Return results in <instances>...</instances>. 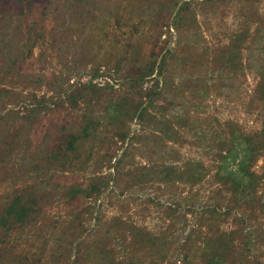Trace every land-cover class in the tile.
Listing matches in <instances>:
<instances>
[{"label": "rangeland", "instance_id": "1", "mask_svg": "<svg viewBox=\"0 0 264 264\" xmlns=\"http://www.w3.org/2000/svg\"><path fill=\"white\" fill-rule=\"evenodd\" d=\"M20 194L0 264H264V0H0Z\"/></svg>", "mask_w": 264, "mask_h": 264}, {"label": "trees", "instance_id": "2", "mask_svg": "<svg viewBox=\"0 0 264 264\" xmlns=\"http://www.w3.org/2000/svg\"><path fill=\"white\" fill-rule=\"evenodd\" d=\"M246 172L245 168L243 167ZM239 183L238 181H236ZM37 198L25 199V195H18L5 210L0 212V226L9 229L15 224H25L33 219L37 214ZM219 254L212 253L208 263L210 264H222L219 259ZM207 263V264H208Z\"/></svg>", "mask_w": 264, "mask_h": 264}]
</instances>
